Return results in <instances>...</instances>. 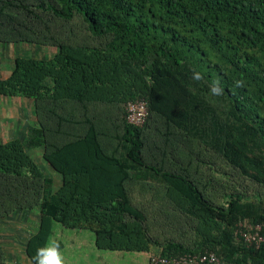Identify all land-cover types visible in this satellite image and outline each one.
<instances>
[{
	"label": "trees",
	"instance_id": "trees-1",
	"mask_svg": "<svg viewBox=\"0 0 264 264\" xmlns=\"http://www.w3.org/2000/svg\"><path fill=\"white\" fill-rule=\"evenodd\" d=\"M12 44L33 52L0 99L31 107L10 137L0 120V264H31L55 222L164 264H264L241 235L264 237V0H0Z\"/></svg>",
	"mask_w": 264,
	"mask_h": 264
},
{
	"label": "rangeland",
	"instance_id": "rangeland-1",
	"mask_svg": "<svg viewBox=\"0 0 264 264\" xmlns=\"http://www.w3.org/2000/svg\"><path fill=\"white\" fill-rule=\"evenodd\" d=\"M17 108L15 105L11 111L12 117H18L19 120L25 119V121H28L30 119V112L27 114L25 110L21 111L20 109L19 112ZM3 128L5 127L3 126ZM52 231L48 244L52 242H61L63 244L60 251L65 264H69L70 260L75 262V264H148L147 255L142 253L110 251L96 248L94 234L91 231L63 228L56 222L53 223ZM13 246H15L14 243ZM19 259L21 263L25 264V258L19 257Z\"/></svg>",
	"mask_w": 264,
	"mask_h": 264
},
{
	"label": "built area",
	"instance_id": "built-area-1",
	"mask_svg": "<svg viewBox=\"0 0 264 264\" xmlns=\"http://www.w3.org/2000/svg\"><path fill=\"white\" fill-rule=\"evenodd\" d=\"M147 116V106L146 102L141 99H137L135 101H130L127 104V115L126 118L128 122L135 125H142ZM260 225H256L254 228H249L248 230H242L241 235L244 238V241L249 246L258 247L262 241H264V237L260 234ZM219 260L215 253L213 252H205L199 256L193 257H181L179 259H173V264H207L214 263ZM150 261L153 264H164L166 260L157 255H150Z\"/></svg>",
	"mask_w": 264,
	"mask_h": 264
},
{
	"label": "crops",
	"instance_id": "crops-1",
	"mask_svg": "<svg viewBox=\"0 0 264 264\" xmlns=\"http://www.w3.org/2000/svg\"><path fill=\"white\" fill-rule=\"evenodd\" d=\"M45 49H47L48 53H51L50 50H52L53 48H45ZM45 49L41 48V51H38L36 54L38 55L40 53L46 52ZM17 50H18V52H22V53H24L25 51H28V53L33 52L29 48L28 45L23 46L22 48H19L18 46H15L13 44L7 45L6 47L0 45V75L1 76H3V77L7 76L8 73L10 72L11 67H12V61L15 57L14 54L17 53ZM5 100H6L5 98L0 99V105L3 104V106L0 107V110H1L0 111L1 112L0 113V120H1L2 125L5 127L2 129L3 133H1V134L5 137H10V136H12V133H11L12 127H14L17 123V120H19L18 117H16V118L12 117L11 111L14 109V106L16 105L18 107L17 111L20 112V110L23 109L22 104H25L30 109L31 102L25 101V102H22L20 104L19 103L16 104L14 102V100H8V99H7L8 101L7 100L5 101ZM22 111H24V110H22ZM145 255H147V254H145ZM147 257H148V255H147ZM25 264H27V261H25Z\"/></svg>",
	"mask_w": 264,
	"mask_h": 264
},
{
	"label": "clouds",
	"instance_id": "clouds-1",
	"mask_svg": "<svg viewBox=\"0 0 264 264\" xmlns=\"http://www.w3.org/2000/svg\"><path fill=\"white\" fill-rule=\"evenodd\" d=\"M191 78L193 80H201L203 79L201 73L199 72H193L191 75ZM235 87H243V81L242 80H236L234 82ZM223 88L220 85L219 80L213 81L211 87H210V93L213 96H220L223 95ZM148 255V261L153 264L150 261V255ZM159 256V255H157ZM31 264H64V259L60 251V245L58 242H52L51 244H46L44 247H38L34 253V255L31 257Z\"/></svg>",
	"mask_w": 264,
	"mask_h": 264
}]
</instances>
